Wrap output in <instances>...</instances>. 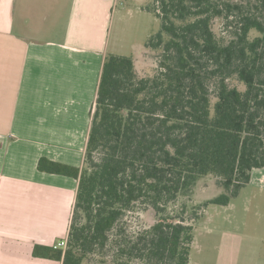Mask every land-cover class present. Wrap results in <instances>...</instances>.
Segmentation results:
<instances>
[{"label":"trees","instance_id":"trees-1","mask_svg":"<svg viewBox=\"0 0 264 264\" xmlns=\"http://www.w3.org/2000/svg\"><path fill=\"white\" fill-rule=\"evenodd\" d=\"M147 9L161 26L138 57L154 51L156 65L108 54L83 167L38 162L79 182L67 248L49 250L62 264L110 251L113 264H190L195 225L173 207L203 177L223 189L205 206L228 205L264 167V0H152ZM138 209L155 221L128 234L124 218Z\"/></svg>","mask_w":264,"mask_h":264},{"label":"crops","instance_id":"crops-1","mask_svg":"<svg viewBox=\"0 0 264 264\" xmlns=\"http://www.w3.org/2000/svg\"><path fill=\"white\" fill-rule=\"evenodd\" d=\"M119 1L0 0V264H62L49 250L68 237L79 182L38 162L83 167ZM252 184L264 189V167L236 198ZM254 217L225 232L220 264H264Z\"/></svg>","mask_w":264,"mask_h":264},{"label":"rangeland","instance_id":"rangeland-1","mask_svg":"<svg viewBox=\"0 0 264 264\" xmlns=\"http://www.w3.org/2000/svg\"><path fill=\"white\" fill-rule=\"evenodd\" d=\"M150 3L151 0L119 1L108 27L110 52L135 55L145 51L146 41L157 33L161 26V21L155 13L147 9ZM214 29L219 35L221 32L219 21L214 25ZM155 56L154 51H148L146 56L144 54L139 56L137 59L138 68L144 70L156 65ZM222 192L223 189L215 179L203 177L198 180L193 193L181 197L173 207L176 211L184 209V217L195 225V239L190 253V264H220L221 255L218 245L222 246L224 239H227L225 232L237 231V222L243 218H247L250 224L248 228L253 230V221L256 220L254 214L259 212L264 215V189H258L252 184L240 197L233 199L227 206L215 204L205 206L203 201ZM194 218L200 219L193 223ZM154 221L155 218L150 213L138 209L125 216L123 225L128 234L134 235L137 231L150 226ZM262 224L264 223H260V229ZM112 252L89 256L84 264H113L110 261ZM103 258L108 259L109 262H101ZM132 264L144 263L134 261Z\"/></svg>","mask_w":264,"mask_h":264},{"label":"built area","instance_id":"built-area-1","mask_svg":"<svg viewBox=\"0 0 264 264\" xmlns=\"http://www.w3.org/2000/svg\"><path fill=\"white\" fill-rule=\"evenodd\" d=\"M54 249H66L67 248V239H62L60 241H58L57 243H55L53 245Z\"/></svg>","mask_w":264,"mask_h":264}]
</instances>
